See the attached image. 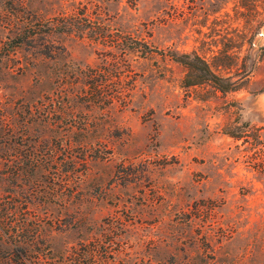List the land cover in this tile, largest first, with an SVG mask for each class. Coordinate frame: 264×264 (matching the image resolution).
Returning <instances> with one entry per match:
<instances>
[{"label":"rangeland","instance_id":"rangeland-1","mask_svg":"<svg viewBox=\"0 0 264 264\" xmlns=\"http://www.w3.org/2000/svg\"><path fill=\"white\" fill-rule=\"evenodd\" d=\"M83 8L103 38L47 27ZM110 229L111 264H264V0H0V264Z\"/></svg>","mask_w":264,"mask_h":264},{"label":"trees","instance_id":"trees-1","mask_svg":"<svg viewBox=\"0 0 264 264\" xmlns=\"http://www.w3.org/2000/svg\"><path fill=\"white\" fill-rule=\"evenodd\" d=\"M82 10L76 12L72 11L70 13H60L53 17H50L46 20L48 28L55 31H66L72 32L76 31L80 35H92L93 39L103 38L105 32V26H97L92 22L86 12ZM89 30V31H87ZM22 40H18L19 44ZM139 43L144 42L146 45V50L143 49V53H149L154 51L150 45H148L143 40H136ZM124 51L134 48L133 41H127L123 43ZM137 47V46H136ZM140 48H138L139 50ZM175 55V54H174ZM179 60L184 62L188 67V71L184 76V84L186 85H196V84H210L221 91H228L235 89L237 83L227 77H224L213 70L210 64L200 57L198 54H192L190 52H184L177 56ZM232 133H236L234 130H231ZM117 245V246H116ZM50 248V247H48ZM18 250V247L16 248ZM23 252L17 254V257L14 258L16 264H24L21 257L24 258L28 256V250L22 247ZM50 251V249L48 250ZM120 247L116 237L115 230H104L100 236L91 238L87 241L79 242L77 245H73L70 249L67 250L66 254H61L60 258L65 257V261H51L48 258L51 257L48 255V252H45V260H33L31 264H111V261L115 260L116 254L119 253ZM40 259V257H39Z\"/></svg>","mask_w":264,"mask_h":264}]
</instances>
